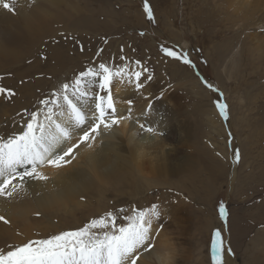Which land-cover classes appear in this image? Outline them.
Returning <instances> with one entry per match:
<instances>
[{"label":"rangeland","instance_id":"374dc122","mask_svg":"<svg viewBox=\"0 0 264 264\" xmlns=\"http://www.w3.org/2000/svg\"><path fill=\"white\" fill-rule=\"evenodd\" d=\"M22 1L26 0H17L18 14L13 15L20 16ZM235 1L149 0L152 21L144 12L143 0L39 2L42 8L36 9L40 14L38 25L16 40L15 50L0 62V87L14 93L11 97L0 95V137L19 134L24 109L43 108L40 100L89 67L105 63L113 71L125 69L129 75L147 68L153 78L148 81L144 72L140 78L145 84L142 89L156 90L146 103L155 109V121H162V117L164 120L165 115L171 122L174 120L178 133L166 141L164 151L173 154L175 149L173 155H178L183 165L170 176L172 184H158L160 178L150 172L151 161H147L149 168L144 175L153 185L149 186L138 174L127 182L99 183L98 188L79 199V206L36 211L31 214V240L75 230L109 211L126 209L123 215H130L133 208L146 209L156 204L161 215L152 225L151 249L167 234L177 248L176 264H212V234L222 230L224 264L248 262L244 258V239L249 242L264 229V223L252 225L249 219L264 217V28L253 25L261 11L247 17L235 8ZM161 45L187 52L195 67L165 56ZM136 61H140L139 67ZM204 80L223 96L208 89ZM36 88H42L38 97ZM217 100L228 105V120L220 116ZM216 122L220 125L216 126ZM3 131L6 133L1 134ZM162 132L147 133L159 139ZM236 149L241 154L239 162H234ZM212 157L224 164L223 178L212 175ZM220 202L228 209L226 222L218 214ZM233 216L240 218L238 230L244 234L243 239L239 233L235 246L229 233ZM117 223L126 222L119 217ZM6 244L12 243L2 241L0 248ZM148 260L140 258L137 264H154V259ZM261 262L264 264L262 259Z\"/></svg>","mask_w":264,"mask_h":264},{"label":"snow or ice","instance_id":"6c2138e0","mask_svg":"<svg viewBox=\"0 0 264 264\" xmlns=\"http://www.w3.org/2000/svg\"><path fill=\"white\" fill-rule=\"evenodd\" d=\"M0 9L15 13L17 0H0ZM143 9L148 20H154L149 0H143ZM160 50L167 57L195 67L187 52L175 51L163 45ZM135 63L140 66V61ZM144 72H147L146 79L150 81L153 77L147 68L143 72L137 71L129 75L125 69L113 71L105 63H99L98 68L89 67L81 71L69 82L62 83L50 97L40 100L39 104L43 108L32 111L24 109L21 115L23 127L19 134L14 133L7 139L0 137V197L11 198L25 178L46 180L47 177L37 171L39 167L44 164L55 167L70 164L75 158L74 149L79 148L80 143L95 141L102 126L109 128L118 124L121 119L130 118L133 101H127L128 117L118 116L112 83L119 77H127L128 83H133L134 77L135 88L139 91L144 87L140 82ZM204 83L208 89L223 96L207 80ZM4 94L14 96L11 89L0 87V95ZM215 105L220 116L228 120V105L220 100ZM57 109L60 110V115L68 114V123L57 122ZM73 127L83 131V135L79 137L80 143L69 144L57 151L61 144L71 141ZM143 127L141 125L142 129ZM146 131L154 130L149 127ZM88 146L91 147V143ZM240 159L241 154L236 149L234 162H239ZM125 211L127 210L119 209L116 213L106 212L98 219H91L83 227L62 231L45 239H30L17 245L6 244L5 248H0V264H137L139 251H147L154 246L152 225L161 213L156 204L146 209L133 208L130 215H123ZM218 214L222 220L227 221L229 213L223 202L219 203ZM119 217L126 223L118 224ZM0 221L9 223L2 215ZM211 249L212 264H224L222 230H216L212 234ZM227 251L231 252V249L228 248Z\"/></svg>","mask_w":264,"mask_h":264},{"label":"bare ground","instance_id":"6f19581e","mask_svg":"<svg viewBox=\"0 0 264 264\" xmlns=\"http://www.w3.org/2000/svg\"><path fill=\"white\" fill-rule=\"evenodd\" d=\"M41 1L43 0L22 1L23 9L21 8L22 10L19 11L21 13L20 16H15L12 13H7L5 10L0 9V62L3 61V59H5L10 52L15 50L13 44L16 40H18L22 35H28L31 33L38 25L40 14L36 12V9L42 8L41 4H39ZM236 3L238 5H235V8L242 12V15L247 17H249L250 14H256L257 12L261 11L259 15L260 17L256 19V22H253V25L257 26L258 28H264V0H236L233 4ZM209 18L208 21L210 20ZM214 26L216 27V25H213V27ZM214 28L212 29L214 30ZM187 46L188 45L185 44V48H187ZM56 58H58V56ZM226 59H228V57ZM171 65L173 66V64ZM143 85L145 84L143 83ZM94 87L95 85L92 86V88ZM41 89L36 88V90H34L36 91L35 95L37 97L39 96V91L42 92ZM154 90L156 89L148 88L140 89L138 91L135 88L134 77L133 83H128V80H124L123 78H115L112 83V91L114 102L117 107V115L128 117L127 109L129 105L127 104V101L132 100L135 102V104L131 106V117L121 119L118 124L112 125L109 128H104L102 126L99 130L100 135L96 137L95 141H88L84 143H80L79 141V137L83 135V131L80 128L73 127L71 130V141L61 144L60 148L57 149V151H61V149L66 148L69 146V144L80 143L79 148L74 149L73 155L75 158L70 164H66L61 167L44 164L41 169L39 168L40 170L38 172L42 176L47 177L46 180L25 178L24 183L20 188L17 189V192L14 193L11 198L0 197V215L4 216L5 219L9 221L8 224L0 221V242L2 243V241L9 240L12 243L11 245L23 244L27 241V239L34 235L32 228L33 223L31 222L32 213L36 211L48 212L57 209L64 210L68 208V206H79V199L84 196V194H87L95 188H98L99 183L107 184L116 181L127 182L131 181V178H133L134 175L138 177L139 174L149 186L153 185L154 183H152L149 178L145 176L147 175L146 172H148L147 169L149 166H151L150 172H153L156 177L160 178L157 180L158 184L164 186L167 184H172L169 178L173 173L180 169V167L183 165V162L180 161V158H177L179 157L178 155H173L176 153L175 149L173 154H171V152L169 153L168 151H164V148L166 141L169 140L173 134L175 135L178 132H175L176 126H174L172 123L174 120L171 122L168 118V115H165L164 120L162 117V121H160V119L155 121L153 116L156 111L152 106L149 109V105L146 103V99H151L155 96L153 94ZM207 93L209 92L206 91V94ZM32 98L35 99V97ZM56 111L57 117L55 118L57 119V122L68 123V114L65 113L64 115H60V110L57 109ZM211 111L215 112L214 109H211ZM210 115L214 116V113ZM216 119L218 118L214 117V119H212L210 117V120ZM214 123H212L213 127L216 125H214ZM141 125L144 126V130L147 126L148 128L150 127L154 131L160 133L162 132L161 130H163L161 134L162 137L157 139L156 135L148 134L144 130L142 132L138 131L141 130ZM219 125L220 124L217 123L216 126ZM5 133L6 132L3 131L1 134ZM89 143H91V147L88 146ZM69 158L70 157H66V159ZM147 161H151V165L146 166L145 164ZM214 161H211L213 162L211 165L212 169H210L211 171L213 170L212 175L214 177L220 176L223 178L224 174L221 172V170L223 169V171L226 172L224 164L217 162V160L215 162ZM208 165H210V163H208ZM235 173L233 175L234 177L237 175ZM13 183H16V181H13ZM262 211H264V206L262 207ZM250 217L249 219L252 225L264 223V217L262 215H260V218L257 217L256 219ZM238 218L239 217L237 216H233L230 220L232 232L229 231V233L232 241L234 242V246L237 243V237L239 236V233L242 232L241 229L238 230V227L241 224ZM255 221L257 222L255 223ZM244 222H246V220ZM228 230H230V227ZM242 236L244 239L243 232ZM232 241L231 243H233ZM244 242V258L248 261L246 264H262L261 259L264 263V229L262 231H258L257 237H254V239L251 241L246 242L244 239ZM156 247L147 251L140 250L139 259L142 258L145 261L146 259L152 260L153 252L155 251ZM260 255H263V257L261 258ZM251 259H253V261ZM145 261L143 262L144 264ZM231 261L232 259H229V262ZM234 263L235 262L233 261L232 264Z\"/></svg>","mask_w":264,"mask_h":264},{"label":"clouds","instance_id":"9594fccd","mask_svg":"<svg viewBox=\"0 0 264 264\" xmlns=\"http://www.w3.org/2000/svg\"><path fill=\"white\" fill-rule=\"evenodd\" d=\"M154 264H176L177 248L175 242L167 235L161 237L159 245L153 252Z\"/></svg>","mask_w":264,"mask_h":264}]
</instances>
